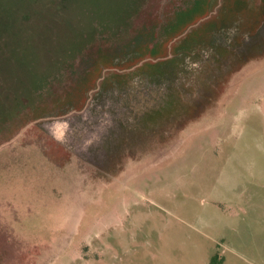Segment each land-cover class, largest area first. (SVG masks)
Returning <instances> with one entry per match:
<instances>
[{
  "label": "rangeland",
  "instance_id": "obj_1",
  "mask_svg": "<svg viewBox=\"0 0 264 264\" xmlns=\"http://www.w3.org/2000/svg\"><path fill=\"white\" fill-rule=\"evenodd\" d=\"M0 264H264V0H0Z\"/></svg>",
  "mask_w": 264,
  "mask_h": 264
}]
</instances>
